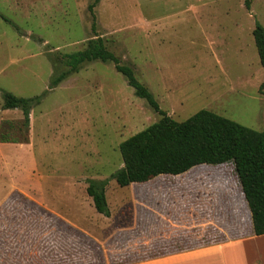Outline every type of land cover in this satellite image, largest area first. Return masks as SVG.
<instances>
[{
	"label": "rangeland",
	"instance_id": "1",
	"mask_svg": "<svg viewBox=\"0 0 264 264\" xmlns=\"http://www.w3.org/2000/svg\"><path fill=\"white\" fill-rule=\"evenodd\" d=\"M0 0L3 91L43 95L28 142H0V264H121L250 232L233 162L121 187L119 145L160 119L112 62L85 63L56 87L64 54L101 37L177 121L207 109L264 129V67L253 30L264 0ZM108 179L109 217L87 193ZM216 233V234H215ZM264 248V238L249 250ZM264 252V251H263Z\"/></svg>",
	"mask_w": 264,
	"mask_h": 264
},
{
	"label": "trees",
	"instance_id": "2",
	"mask_svg": "<svg viewBox=\"0 0 264 264\" xmlns=\"http://www.w3.org/2000/svg\"><path fill=\"white\" fill-rule=\"evenodd\" d=\"M99 0H94L90 11ZM4 19L7 18L0 14ZM255 44L264 67V27L259 22L253 30ZM95 60L112 62L125 76L136 96L143 98L160 119L123 140L120 153L123 166L111 174L121 187L149 181L159 175H180L191 168L207 164L233 162L236 176L247 201L253 232L264 235V129L254 130L207 109H201L183 121H177L160 107L151 90L137 77L134 68L122 63L101 37L88 40L85 48L64 54L65 69L52 78L50 88L56 87L70 74L78 72L85 63ZM264 89V82L261 85ZM3 107L19 109L20 121L3 120L0 142H28L31 110L39 105L43 95L17 96L3 91ZM108 179H90L87 193L96 210L109 217L111 211L106 198Z\"/></svg>",
	"mask_w": 264,
	"mask_h": 264
},
{
	"label": "crops",
	"instance_id": "3",
	"mask_svg": "<svg viewBox=\"0 0 264 264\" xmlns=\"http://www.w3.org/2000/svg\"><path fill=\"white\" fill-rule=\"evenodd\" d=\"M215 231L217 234L222 235L219 241L185 246L172 251L158 253L146 259L121 264H264V248L249 250V243L255 239H263L264 235H255L252 228L250 232L244 235L223 229Z\"/></svg>",
	"mask_w": 264,
	"mask_h": 264
}]
</instances>
